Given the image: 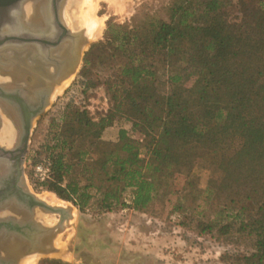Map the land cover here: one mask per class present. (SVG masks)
<instances>
[{
	"label": "trees",
	"instance_id": "trees-1",
	"mask_svg": "<svg viewBox=\"0 0 264 264\" xmlns=\"http://www.w3.org/2000/svg\"><path fill=\"white\" fill-rule=\"evenodd\" d=\"M247 1L172 0L166 18L108 19L92 46L126 52L141 44L147 53L129 52L99 80L84 58L83 90L102 84L109 107L95 120L68 103L59 123L50 122L41 186L80 211L93 201L110 209L131 189L133 208L143 210L187 187L177 188L181 176L191 202L214 206V218L197 222L200 231L234 227L253 239L243 264H264V0L234 23L227 12ZM119 118L142 138L120 126L109 140ZM199 160L217 174L204 189L192 184Z\"/></svg>",
	"mask_w": 264,
	"mask_h": 264
},
{
	"label": "rangeland",
	"instance_id": "rangeland-1",
	"mask_svg": "<svg viewBox=\"0 0 264 264\" xmlns=\"http://www.w3.org/2000/svg\"><path fill=\"white\" fill-rule=\"evenodd\" d=\"M70 1H63L60 15L70 30L82 29L88 37L87 42L82 48L77 69L71 72L69 83L63 85L56 95L52 94L44 110L34 118L23 169L24 185L31 193L48 203V196L55 198L57 203L53 205L71 207L73 216L57 238L52 239L54 250L24 255L19 264L31 256L38 258L34 264H243L242 257L254 250L252 237L238 233L234 227L225 234L215 230L201 232L197 222L214 218V206L211 207L210 202H191V196L187 195L190 186L184 184L181 176L178 178L177 188L181 189L183 185L187 187L176 194L156 197L143 210L133 208L131 189H126L121 193L119 202L112 208L104 209L98 202L93 201L83 211L71 201L63 200L54 192L42 187L35 177L34 166L47 154L44 144L51 136L49 124L51 122L55 127L59 123V117L66 104L86 109L95 120L105 114L109 107L102 84L98 83L83 90L80 71L84 58L89 59L88 67L93 80H99L100 77L106 76L113 66L125 61L129 52L147 53V46L141 44L132 45L126 52L101 45L92 46L103 40L106 21L111 19L118 24L131 25L150 17L166 18L172 0H101L97 13L103 17L104 24L100 25L99 30L92 36L87 34L85 26L75 28L67 23L66 16H70L73 9ZM27 4L29 5L30 1L24 4L26 13ZM30 6L32 7L31 4ZM256 9V1L249 0L244 5L233 3L227 8V12L234 23L239 18L251 16ZM42 17L45 18V10ZM120 126H126L131 137L142 138V134L131 130L130 123L123 118L117 119L108 129L112 132L105 133V136L109 140L114 139ZM206 166L202 160L196 162L193 168L194 187L204 189L209 176H217ZM39 211L43 212L36 207L35 214ZM46 215L57 220L54 223L42 224L51 226L58 221V214ZM34 219L40 221L35 216Z\"/></svg>",
	"mask_w": 264,
	"mask_h": 264
},
{
	"label": "water",
	"instance_id": "water-1",
	"mask_svg": "<svg viewBox=\"0 0 264 264\" xmlns=\"http://www.w3.org/2000/svg\"><path fill=\"white\" fill-rule=\"evenodd\" d=\"M27 1L38 0H0V63L12 60L8 55L13 47L37 49L35 55L21 57L23 61L32 57L36 69L16 72L15 80L21 86L4 95L15 104L16 122L19 115L22 118L21 124L14 122L13 143L9 147L0 145V164L5 166L0 170V209L6 213L0 217V262L6 263L12 257L20 259L33 252L54 250L52 239L64 230L65 223L72 216L71 207L49 204L25 187L23 162L34 118L44 110L54 87L77 69L82 48L87 42L82 29L72 31L62 22L60 8L64 0L44 1L49 32L41 28L43 25L36 21L37 16L31 19V15L25 12ZM56 3L59 18L53 23L51 7ZM18 23L22 29L17 31L14 27ZM54 50L58 51L55 55L52 54ZM36 207L44 213L58 214V221L48 226L35 220Z\"/></svg>",
	"mask_w": 264,
	"mask_h": 264
},
{
	"label": "flooded vegetation",
	"instance_id": "flooded-vegetation-1",
	"mask_svg": "<svg viewBox=\"0 0 264 264\" xmlns=\"http://www.w3.org/2000/svg\"><path fill=\"white\" fill-rule=\"evenodd\" d=\"M44 1L45 0H38V1H33V3L30 2L31 5L36 4L37 6L41 3V6L38 8L39 15L36 17L37 18L36 21L42 22L43 20L44 22L43 26L46 25V20H47V15L45 16V18L41 17L45 10V8H42L44 7ZM51 9H52L51 10V20L53 23H56L59 18V15H57L56 13V11L58 12V9H59L57 6V3L56 5H54V7H51ZM60 18L62 19V22L64 23L65 21L61 17V15H60ZM31 19L33 18L31 17ZM36 50H37L36 47L34 48L31 46L13 47L11 50H9L10 54L8 55L12 60H8L7 62L4 61V63H0V145L1 146L9 147L11 143L13 142L15 138V133H16V127L14 125V122H16V120L14 119V114H13L15 104L14 102H12V100H10L4 95L10 92H14L16 88H19L21 86V83L15 80L14 75L16 72H19L20 70L23 72L24 71L30 72L31 69L34 70L35 64L32 63V60H31L32 57H29L26 61H23L21 57L29 56V55L33 56L35 55ZM57 52H58L57 50L56 51L54 50L52 54L55 55L57 54ZM43 54L45 55V52ZM34 60H35V57H34ZM2 93H3V96H2ZM18 117L19 119L17 118L16 123L21 124L22 122L21 115H19ZM5 214L6 213H4L2 209H0V217L3 218ZM38 219L43 221L41 217H38ZM19 260H20L19 258L12 257L9 260H7V263L0 262V264H19Z\"/></svg>",
	"mask_w": 264,
	"mask_h": 264
},
{
	"label": "bare ground",
	"instance_id": "bare-ground-1",
	"mask_svg": "<svg viewBox=\"0 0 264 264\" xmlns=\"http://www.w3.org/2000/svg\"><path fill=\"white\" fill-rule=\"evenodd\" d=\"M107 1H115V0H107ZM100 2H101V0H71L70 1V6H72V10H71V15L69 16V14H68V17L66 16V18H67V23H69L70 25H73V27H75V28H79V27H82L83 28V26H85V28H86V31H87V34L89 35V36H92L93 34H95L98 30H99V26L100 25H102L103 26V17H100L99 15H98V8H99V5H100ZM37 4H38V2H37ZM115 5H116V3H115ZM118 5H120V4H118ZM27 6H29L28 4H27ZM33 7H31V6H29V7H27V10H28V13L31 15L30 17H32V18H35V16H38L39 14V10H38V8L40 7V4L37 6L36 4L35 5H32ZM117 7V6H116ZM42 8H45V6L44 7H42ZM71 9V8H70ZM43 10V9H42ZM27 13V14H28ZM47 13V8H45V16L47 15L48 16V14H46ZM69 13V12H68ZM33 14H35V15H33ZM37 14V15H36ZM65 23V22H64ZM44 24V22H43V20H42V22L40 23V26H42ZM66 25V24H65ZM41 28H46V29H48V30H46V31H48L49 32V26L47 25V23H46V25H44L43 27H41ZM22 29V27L20 26V24L18 23L15 27H14V30H21ZM88 38V37H87ZM71 75V73L66 77V78H64L60 83H58V85L56 86V88H55V90L53 89V92H52V94L53 95H56V93L58 92V91H60V90H62V87H63V85H65V84H68L69 83V81H70V76ZM52 94H51V96H52ZM9 127V126H8ZM12 129V128H11ZM6 134V133H5ZM6 136V135H5ZM7 137V136H6ZM13 143V142H12ZM11 143V144H12ZM4 168H5V166L4 165H1L0 164V170H4ZM48 198V199H47ZM46 199L50 202V203H52V205L54 204V203H57L56 201H55V198H53V197H47ZM47 202V201H46ZM48 203V202H47ZM49 203V204H50ZM61 204H63V203H61ZM51 216V215H50ZM54 216V215H53ZM72 216H73V210H72ZM71 216V217H72ZM35 217L38 219V217H41L42 218V220L46 223V224H48V223H54V221L55 220H57V219H53V218H51V217H48L47 215H46V213H43V212H41V211H39V212H36V214H35ZM71 217H70V219H71ZM55 218V217H54ZM69 219V220H70ZM40 220V219H39ZM68 220V221H69ZM41 221V220H40ZM43 221H41V222H43ZM67 221V222H68ZM43 222V223H44ZM67 222L65 223V227H66V224H67ZM44 223V224H45ZM64 227V228H65ZM58 234H60V233H58ZM58 234H56L55 235V237L54 238H57V236H58ZM23 257V256H22ZM38 258L37 257H35V256H31V257H27V259H24L23 261H22V264H34L35 262H36V260H37Z\"/></svg>",
	"mask_w": 264,
	"mask_h": 264
},
{
	"label": "built area",
	"instance_id": "built-area-1",
	"mask_svg": "<svg viewBox=\"0 0 264 264\" xmlns=\"http://www.w3.org/2000/svg\"><path fill=\"white\" fill-rule=\"evenodd\" d=\"M49 173V164L48 163H39L34 166V175L40 181H44L48 177Z\"/></svg>",
	"mask_w": 264,
	"mask_h": 264
}]
</instances>
